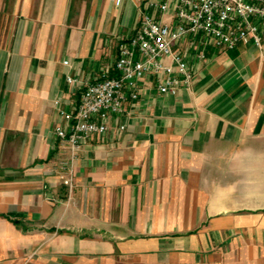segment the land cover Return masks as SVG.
Masks as SVG:
<instances>
[{
  "label": "crops",
  "instance_id": "crops-1",
  "mask_svg": "<svg viewBox=\"0 0 264 264\" xmlns=\"http://www.w3.org/2000/svg\"><path fill=\"white\" fill-rule=\"evenodd\" d=\"M174 1L0 0V264H264V47L190 50L189 86L148 75L87 139L70 199L54 169L82 91L68 75L113 73L141 15L173 22Z\"/></svg>",
  "mask_w": 264,
  "mask_h": 264
},
{
  "label": "built area",
  "instance_id": "built-area-1",
  "mask_svg": "<svg viewBox=\"0 0 264 264\" xmlns=\"http://www.w3.org/2000/svg\"><path fill=\"white\" fill-rule=\"evenodd\" d=\"M149 6L163 14L169 9L167 1H150ZM172 7L173 22L148 12L141 15L133 33L119 41L113 73L87 81L68 75L70 83L82 84V91L71 109H60L65 123L56 125L55 135L68 154L54 169L69 199L78 152L90 136L107 132L111 117L122 113L128 98L138 97L139 81L154 75L161 93L176 94L195 76L190 50L202 60L210 46L233 49L239 43H253L264 47V0H175Z\"/></svg>",
  "mask_w": 264,
  "mask_h": 264
}]
</instances>
